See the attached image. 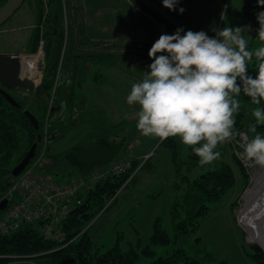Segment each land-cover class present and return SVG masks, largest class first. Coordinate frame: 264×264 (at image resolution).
Here are the masks:
<instances>
[{
	"label": "rangeland",
	"instance_id": "1",
	"mask_svg": "<svg viewBox=\"0 0 264 264\" xmlns=\"http://www.w3.org/2000/svg\"><path fill=\"white\" fill-rule=\"evenodd\" d=\"M138 1L140 3L133 2V0H71L72 11L71 13L68 12L66 16V25L72 21L73 27L69 29L70 32L67 31L66 33L62 52L63 58L69 55V58L66 59L68 67L64 71L66 74L63 80L62 78L61 80L64 85L73 89L76 98L73 105L69 107L66 105H62L63 107L56 106V117L61 118L65 126L63 132H57L55 136L46 134L50 137L47 142L46 156L60 154L79 143L83 138L90 139L103 136L106 134L105 130H107L108 125L122 122L124 128L118 134L119 138L126 136L127 146L125 155L122 157H134L136 148L142 146V142L146 146V151L149 150L152 153L151 159L146 167L140 169L139 172L137 170V176L123 187L116 200L106 210L97 214L88 224V232L95 241L96 247L104 251L119 241L122 250L135 249L139 251L140 256L137 264H148L155 258L167 256L180 248L189 256L199 258L202 264H257L243 248V240L245 243L247 240L250 244L253 242L250 240V229L244 224L240 213L244 207L245 195L253 186L256 174L261 167L243 156V146L248 139L255 135L249 131V126L256 123L251 111L256 107L264 109V101L260 105H254L251 99L242 93L238 99L241 102L240 109L244 111L243 118L245 121L243 120V122H245V126L240 131L239 136L235 135L230 141L218 145L216 151L220 152V157L212 163L204 166L197 163L191 171L187 168L189 161L184 163L182 167V173H187L194 179L199 174L215 169L226 162L232 165L240 178V168L235 161L237 158L248 171V186L240 189L241 185L239 184L236 189L225 193L221 200L210 202L211 212L201 219L198 229L176 231L172 221V207L176 197L179 196L178 198L181 199L183 192L175 187V183L177 181L182 182V178L178 176L177 179L176 176L173 150L168 144L162 143L159 138L145 137L138 131L136 125L139 108L138 106H129L126 102L132 84L142 80L144 71L149 70L148 66L153 61L147 58L148 56H144L143 52L146 51V45L144 46L142 41L133 43L124 41L121 39V34L117 39L118 34H115L108 27L110 22H117L118 20L124 26V23L127 24L133 17H136L137 10L135 7L144 10L143 5L174 22L176 19L149 0ZM180 1L183 2V0ZM194 6L213 9L217 13L215 25L210 27V32L225 26L251 25L252 31L245 34L246 38L249 39V49L255 50L264 46V42L259 41L256 37V29L259 28L256 14L264 11V7L258 6L257 0H188L185 11L187 8L189 11ZM96 9L102 10L104 14L108 13L104 16V25L107 24L108 29L104 31L102 39L98 40L94 47H86L80 40L85 38L80 36L83 34L81 21L86 12L89 13ZM222 13L225 19H221ZM137 16L143 17L141 14ZM140 18L137 19L136 23L137 31L159 39V28L155 27L154 24L150 26L147 20L144 22ZM37 20L38 10L35 1H25L14 15L0 26V51H21L23 53L16 54L23 55V62L27 54L37 55L34 66L36 74L33 76L39 84L43 76L44 41H40L37 50L34 52H30L29 48L26 49L35 27L38 25ZM210 32H207L209 36H215V32L213 34ZM181 34L183 35V33ZM71 42L74 43L72 50H70ZM127 43H131V45ZM147 48L150 49L151 47ZM102 52L110 53V61L93 62L94 65L91 66V70L85 74L84 64L80 59L85 60L88 57L86 55H90L89 53ZM127 52L134 53L133 55L129 54L132 57H128ZM40 64L42 68H40ZM76 65L78 68L75 69ZM249 65H254L249 74L255 77L257 71L255 57L249 62ZM25 70L26 66L24 65L23 73L30 75ZM86 75H88L89 81H91V75L95 76L98 81H96L97 87L93 90L89 89V92L81 87L83 85L85 88V80L82 78L85 79ZM31 92H27L26 95V92L11 90L16 98L26 99L30 104L34 97ZM29 107L31 108V106ZM86 110H91V112L85 114ZM84 118L92 119L83 121ZM257 132L264 135V124L257 125ZM21 136L23 145L25 140L23 132ZM179 141L181 158L190 161L199 160L191 147L183 144L180 138ZM130 143L134 144L132 148H129ZM41 151L42 149L38 147L35 155ZM58 179L63 180L62 177H58ZM238 187L240 188L238 189ZM157 217L160 218L162 227L168 232L171 241L166 245H153L155 256H147L142 252V249L151 242ZM242 233H244V237ZM11 257L13 258L4 264H41L39 260L34 259V256L18 257L12 255Z\"/></svg>",
	"mask_w": 264,
	"mask_h": 264
},
{
	"label": "trees",
	"instance_id": "2",
	"mask_svg": "<svg viewBox=\"0 0 264 264\" xmlns=\"http://www.w3.org/2000/svg\"><path fill=\"white\" fill-rule=\"evenodd\" d=\"M6 1L0 0V6ZM34 1L38 10V25L30 39L29 51H36L40 41H44L43 76L40 83L32 90L34 97L31 104L26 99L14 96L21 104L20 107L15 106L0 92V199L7 195L13 184L15 176L12 169L23 159L31 146L35 142H39L38 147H40L39 145L45 139L46 134L55 136L57 132H63L65 123L61 118L56 117V106L63 107L62 105H66L69 107L73 105L76 98L73 89L62 83L66 74L64 71L68 67L66 59L69 58V55L63 58L62 52L66 33L67 31L70 32L69 29L73 27L72 21L66 25V16L68 12L71 13L72 11L71 0ZM135 1L140 3L138 0H133V2ZM149 1L177 18L179 25L156 13L153 9L142 6L144 10L164 24L170 34H173L177 28H183L185 32L188 30L197 32L193 26L184 24L175 10L170 11L165 8L162 0ZM178 7H182L180 0L176 9ZM73 45L74 43L71 42L70 50H72ZM89 54L86 56L92 57L93 60L110 61V53ZM76 67L78 68L77 65L75 69ZM253 68L254 65H249L248 71ZM90 112L91 110H86L84 113ZM243 114L244 111L240 109L239 113L235 115L234 131L236 136H239L240 131L245 126ZM90 119L92 118H84L83 121ZM106 128V134L103 136L90 139L83 138L66 151L60 154H51L47 157L43 170L55 178L62 177L63 180H68L72 177H86L93 171L104 168L111 162L118 160L125 155L127 148L126 136L119 138L118 134L124 127L120 122L111 126L108 125ZM22 132L25 135L23 145ZM162 143L171 146L177 179L178 176L182 178V182L177 181L175 183L176 189L183 192L182 197L179 199V196L176 195L172 207V221L176 231L198 229L201 219L211 212L210 202L221 200L225 193L236 189L239 184L241 188L238 187V189H244L249 184L248 171L237 158L235 161L240 168L241 183L232 165L226 162L192 179L189 174L182 173V167L184 163L189 161L187 168L191 171L198 160L190 161L180 157L179 138L169 137ZM16 154L18 155L15 157ZM150 159L151 156L142 163L140 169L146 167ZM141 161L132 157L133 167L131 169L124 173L107 176L99 181L93 190L85 194L83 203L73 207L71 214L63 222V241L47 237L42 220L24 222L15 231L0 234V264L8 263L10 258H13L12 255L18 257L34 256V259L39 260L41 264H137L140 256L139 251L135 249L124 251L120 247L119 241L114 246L101 251L96 247L87 226L103 210L108 200L123 187L132 173L139 167ZM138 172L133 175L130 181L134 180ZM242 235L244 237V233ZM170 241L168 232L162 227L160 218L157 217L151 242L142 249V252L147 256H155L153 245H166ZM243 248L257 264H264V251L254 252L247 247L244 240ZM148 264L202 263L199 258L189 256L180 248L167 256L157 257Z\"/></svg>",
	"mask_w": 264,
	"mask_h": 264
},
{
	"label": "clouds",
	"instance_id": "3",
	"mask_svg": "<svg viewBox=\"0 0 264 264\" xmlns=\"http://www.w3.org/2000/svg\"><path fill=\"white\" fill-rule=\"evenodd\" d=\"M179 0H162L170 11ZM264 7V0H257ZM184 8L179 12L183 13ZM221 19H225L221 14ZM256 37L264 42V11L256 14ZM205 31L161 34L150 50L153 61L141 81L132 84L126 97L129 106H138L137 129L145 137H179L192 148L204 166L220 157L218 145L235 135V115L239 113L243 93L252 104L264 101V46L249 49L245 34L251 25ZM183 33V35L181 34ZM255 57L256 75L249 74V62ZM256 123L249 126L255 135L243 146V156L264 167V135L257 125L264 124V109L251 111Z\"/></svg>",
	"mask_w": 264,
	"mask_h": 264
},
{
	"label": "built area",
	"instance_id": "4",
	"mask_svg": "<svg viewBox=\"0 0 264 264\" xmlns=\"http://www.w3.org/2000/svg\"><path fill=\"white\" fill-rule=\"evenodd\" d=\"M49 139L50 137L46 135L45 140L40 143L41 153L35 155L21 174L13 180L7 195L0 199L1 202L8 198L7 206L0 211V234L17 230L24 222L42 220L44 221L45 235L63 241V222L69 217L73 207L83 203L85 194L93 190L97 183L107 176L124 173L133 167L132 158L124 156L104 168L93 171L86 177L59 180L43 170L47 159L46 147ZM133 146V143L129 144V148ZM151 154L144 156L139 167L123 187L130 182V179ZM123 187L108 200L103 210H106L116 200Z\"/></svg>",
	"mask_w": 264,
	"mask_h": 264
},
{
	"label": "crops",
	"instance_id": "5",
	"mask_svg": "<svg viewBox=\"0 0 264 264\" xmlns=\"http://www.w3.org/2000/svg\"><path fill=\"white\" fill-rule=\"evenodd\" d=\"M196 1V0H194ZM206 2V1H204ZM182 3V7L180 8H184L188 3V0H183ZM205 4V3H204ZM205 6V5H204ZM179 7L175 10V13L179 16L180 20L184 22V24L189 25V26H193L194 28H196L197 32L198 31H205L210 32L209 29L210 27L215 25V17L216 14L215 11L213 9H207L205 7H199L197 8L196 6L190 8V10L188 11V8L186 11H184L183 13L179 12ZM137 10V15L141 14L143 17H139L136 15V17H133L130 21H128L127 24L124 23V26L121 24L120 20H118L117 22H110L111 24H109V29H111V31H114L115 34L117 35V39L118 36L121 34L122 36V40L124 41H128V42H135V41H142L144 43L145 49L146 51L143 52L144 56H148V51L150 49H148L147 47H152V42L154 43L156 40H158L157 38H153L152 36H149L146 33H141L140 31H137L136 28V23H137V19L140 18V20H147V23L151 26L152 24H154L155 27L159 28V37L161 34H170L169 31L167 30L166 26L164 24H162L161 22H159L155 17H153L150 13H148L147 11H144L140 8H136ZM108 15L104 14V12L100 9H96V10H92L91 12H86L83 15L82 21H81V28L83 31V34L80 35L81 37H85L84 39H80L82 44H84L86 47H94V45L97 43L98 40L102 39V36L104 34V31H107L108 27L107 24L104 25V16ZM176 19V24L179 25V22ZM109 22V20H108ZM111 25V26H110ZM160 26V27H159ZM144 32V30H143ZM214 31L210 32L213 34ZM208 34V33H207ZM211 34V35H212ZM215 34V33H214ZM211 37V36H210ZM212 37H214L212 35ZM29 43V42H28ZM27 43L26 49L29 48ZM128 45H131V43H127ZM93 45V46H92ZM0 54H16V53H23L21 51L17 52V51H0ZM134 53V52H133ZM133 53L131 52H127L128 57H132ZM119 54V53H118ZM129 54H132L131 56H129ZM89 58V60H88ZM92 57H87L85 60H82L83 64H84V72L85 74H88V71L91 70V66L94 65L93 62H98V60H93L91 59ZM149 58V56L147 57ZM129 59V58H128ZM130 60V59H129ZM90 65V66H89ZM92 72V71H91ZM31 75V74H30ZM29 75V76H30ZM33 78L34 76L31 75ZM85 83V88L83 85H81L82 89L86 92H89L88 90H93L97 87V79L95 78V76L91 75V81L88 80V75L82 78ZM96 79V80H95ZM35 80V79H34ZM97 81V82H96ZM36 82V81H35ZM37 84V82H36ZM19 92L25 93L27 95V92H31L32 90H26V89H16ZM33 93V91L31 92ZM13 94V93H12ZM83 94V93H82ZM86 94V93H85ZM142 146L136 148L135 152H134V157L139 159V160H143L144 155L151 153L149 152V150L146 151V146L141 142Z\"/></svg>",
	"mask_w": 264,
	"mask_h": 264
},
{
	"label": "water",
	"instance_id": "6",
	"mask_svg": "<svg viewBox=\"0 0 264 264\" xmlns=\"http://www.w3.org/2000/svg\"><path fill=\"white\" fill-rule=\"evenodd\" d=\"M25 0H7L0 6V26L4 24L14 13L23 5ZM33 54H27L32 56ZM24 62L21 54H0V92L15 106H21L18 100L11 93L12 89H26L34 90L36 82L32 76L23 73ZM40 68L42 65L40 64ZM34 118V116H32ZM41 136L39 137V141ZM39 142H35L23 159L14 166L12 173L15 177L19 176L21 172L27 167L36 154ZM8 204V198L0 202V211L5 209ZM247 247L254 252H263L264 248L258 242L250 244L247 240L245 243Z\"/></svg>",
	"mask_w": 264,
	"mask_h": 264
},
{
	"label": "bare ground",
	"instance_id": "7",
	"mask_svg": "<svg viewBox=\"0 0 264 264\" xmlns=\"http://www.w3.org/2000/svg\"><path fill=\"white\" fill-rule=\"evenodd\" d=\"M36 60L37 55L24 58L25 71L31 75L36 74L34 67ZM240 217L250 229V240L253 243H260L264 248V167H260L253 186L245 195V203Z\"/></svg>",
	"mask_w": 264,
	"mask_h": 264
},
{
	"label": "flooded vegetation",
	"instance_id": "8",
	"mask_svg": "<svg viewBox=\"0 0 264 264\" xmlns=\"http://www.w3.org/2000/svg\"><path fill=\"white\" fill-rule=\"evenodd\" d=\"M12 90H16V89H12Z\"/></svg>",
	"mask_w": 264,
	"mask_h": 264
}]
</instances>
